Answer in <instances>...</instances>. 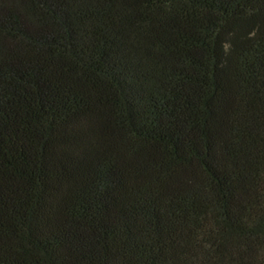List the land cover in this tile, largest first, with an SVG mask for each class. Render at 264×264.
Here are the masks:
<instances>
[{"label": "trees", "instance_id": "1", "mask_svg": "<svg viewBox=\"0 0 264 264\" xmlns=\"http://www.w3.org/2000/svg\"><path fill=\"white\" fill-rule=\"evenodd\" d=\"M0 264H264V0H0Z\"/></svg>", "mask_w": 264, "mask_h": 264}]
</instances>
